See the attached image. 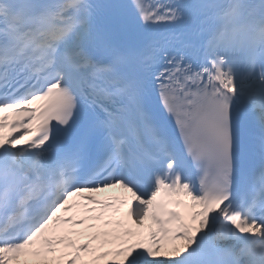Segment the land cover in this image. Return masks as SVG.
<instances>
[{
  "label": "snow or ice",
  "instance_id": "snow-or-ice-1",
  "mask_svg": "<svg viewBox=\"0 0 264 264\" xmlns=\"http://www.w3.org/2000/svg\"><path fill=\"white\" fill-rule=\"evenodd\" d=\"M0 264H264V0H0Z\"/></svg>",
  "mask_w": 264,
  "mask_h": 264
}]
</instances>
